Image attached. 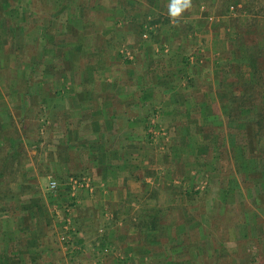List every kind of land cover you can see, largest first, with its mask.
<instances>
[{
    "label": "crops",
    "instance_id": "0c3cea01",
    "mask_svg": "<svg viewBox=\"0 0 264 264\" xmlns=\"http://www.w3.org/2000/svg\"><path fill=\"white\" fill-rule=\"evenodd\" d=\"M46 1L53 12L31 34L46 61L31 60L29 71L15 51L24 43L10 42L28 37L25 2L0 0L2 73L28 76L9 86L0 77L2 264H23L25 254L58 263L82 249L102 264L132 262L149 252L168 207L192 206V193L174 187L194 179L203 158L219 184L229 168L239 169L240 180L247 179L243 167L264 170L263 142L254 138L255 117L264 111L256 88L264 17L244 12L247 0H192L178 24L170 22L169 0ZM94 12L89 25L84 16ZM36 69L44 77L36 78ZM42 104L32 138L24 110ZM151 124L167 153L150 137ZM21 130L28 134L17 136ZM171 154L176 160L167 162ZM72 178L88 185L73 190Z\"/></svg>",
    "mask_w": 264,
    "mask_h": 264
},
{
    "label": "rangeland",
    "instance_id": "374dc122",
    "mask_svg": "<svg viewBox=\"0 0 264 264\" xmlns=\"http://www.w3.org/2000/svg\"><path fill=\"white\" fill-rule=\"evenodd\" d=\"M20 1L25 2L24 6H26L28 10L24 18L25 24L24 26L21 25L28 37L23 40L21 38L19 40L13 38L10 42L24 43L21 49L15 51H20L23 57L22 60L29 65L27 68L30 69V65H33L30 63L31 60L34 61V63L35 60L38 59L46 61L45 56L43 58L39 56L41 48L39 46L40 43L37 42L35 38H31V34L36 28L39 26L41 27L42 22H44V17L50 10V14H52L53 8L49 6L46 0ZM100 1L102 2L103 0ZM118 1L119 0H117V2ZM247 1L249 3L243 8L244 12L254 10L253 14L255 16L261 15L264 17V0ZM256 1H258L257 8L254 7V2ZM34 11H41V14L33 16L31 12ZM73 13L75 14L74 11ZM84 18L86 23L90 25V22L94 21L96 18L95 12L84 16ZM8 35L11 36V32ZM3 39H0V47H2V42L4 46L6 45ZM86 45H89L88 40H86ZM3 49L4 51H12L9 49V46ZM55 51H57V53L61 52L59 49H55ZM42 63L37 66L41 68L44 67L45 64ZM31 70L32 69L29 71ZM10 74L12 77H9ZM33 74H35L36 78L44 77V72L41 69H36ZM2 75L8 86L12 79L15 80L21 77L23 80L25 78L28 81L27 72H23L20 77L16 72L2 73V66L0 65L1 79ZM56 76L57 75L50 78V81L58 79ZM20 87L23 86H17V88ZM42 90L44 92L46 91L44 87ZM16 91H22V89H16ZM13 92L14 90H12V93ZM0 94L2 95V91H0ZM20 102L17 103L22 107V101ZM42 106L43 104L32 106L33 109L27 112L24 110V113L32 119L31 126L29 122L27 123V121H25L27 124L25 129L29 130L31 133L28 134L27 131L21 130L17 132V136H26L28 134L27 136L32 138L35 137L34 133L36 129H34V126L39 129V126H42L41 119L45 116ZM155 121H153V123H155ZM151 125L148 129V133L153 141L156 142L157 148L163 149L165 143L161 136L162 133L157 127ZM166 147L168 149V146ZM165 150L166 148H164L162 152L167 153L168 151L166 152ZM175 160V154H171L168 156L167 162ZM206 163H208L207 159L203 158L201 165L204 164V166H199L198 170H196L197 176L192 180L188 179L189 183L185 180L182 184L176 186L177 188L174 187L175 190L173 189L175 193H181L180 190L182 188L192 193V206L186 205L187 202L183 201L181 205L178 203L168 207V210L171 212H168L169 215L166 214V217L164 216V223L159 224V227H155L157 231L154 233L155 236L151 240V243L147 242L151 245L149 252H137L134 261H124L123 264H166L172 261V257L176 259L177 264H264V170L260 169L262 167H243L247 173V179L245 176L240 180V175H237L239 169L227 168L228 172H226V174L228 176L230 175V177L225 175V178H222L224 184H219L221 178L216 177L215 174H213L214 171H207L209 169L206 167ZM193 166H195V164H193ZM176 169L177 172L174 173V175L180 177L183 181L184 175L181 177V171L179 168ZM217 170L224 173L223 169L216 168L215 172ZM232 173L233 175L231 176ZM261 174L262 178L260 179ZM0 189H2V183L0 184ZM225 189L228 191L227 194L223 192ZM192 209L193 212L191 213L190 210ZM134 223L135 222H133V224ZM168 226H171L172 229L169 230ZM259 226L263 228L260 229ZM0 228L2 230V226ZM170 236L173 240H169ZM137 238L141 244L148 241L146 237V239L144 237L142 239L141 235H138ZM109 248L110 249H107L108 252L111 250V247ZM85 251L86 250L82 249V256L68 258L67 260L60 259L58 263L52 262V264H102L100 260L103 258L94 257L90 251H87L88 254L85 253ZM190 259L192 260L191 262ZM50 260L55 261L51 256L47 258L45 254L40 258L25 254L23 264H49L48 262ZM105 262L106 261H104L103 264H108ZM0 264H2L1 261Z\"/></svg>",
    "mask_w": 264,
    "mask_h": 264
},
{
    "label": "trees",
    "instance_id": "16d2710c",
    "mask_svg": "<svg viewBox=\"0 0 264 264\" xmlns=\"http://www.w3.org/2000/svg\"><path fill=\"white\" fill-rule=\"evenodd\" d=\"M257 81H258V86L256 88L259 91L262 90L261 92L264 93V72H258L257 73ZM255 126L257 129L255 131L254 138L257 140V142H263V146H261L262 147L261 152L259 153L258 156L264 157V111L255 117ZM0 176H2V171H0ZM1 192H2V189H0V202L2 201ZM261 228H263V227H260V229Z\"/></svg>",
    "mask_w": 264,
    "mask_h": 264
},
{
    "label": "clouds",
    "instance_id": "9594fccd",
    "mask_svg": "<svg viewBox=\"0 0 264 264\" xmlns=\"http://www.w3.org/2000/svg\"><path fill=\"white\" fill-rule=\"evenodd\" d=\"M193 7L192 0H169L167 14L172 24H178L185 11Z\"/></svg>",
    "mask_w": 264,
    "mask_h": 264
},
{
    "label": "built area",
    "instance_id": "2783aa9c",
    "mask_svg": "<svg viewBox=\"0 0 264 264\" xmlns=\"http://www.w3.org/2000/svg\"><path fill=\"white\" fill-rule=\"evenodd\" d=\"M88 185V182H86L85 179H75V178H72L71 179V186H72V189L75 190L76 188H79V187H85ZM58 184L57 182L55 181H52L50 183V189L51 190H55L57 188Z\"/></svg>",
    "mask_w": 264,
    "mask_h": 264
}]
</instances>
